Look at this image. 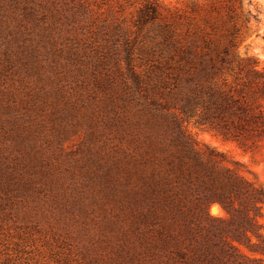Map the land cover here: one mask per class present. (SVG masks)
I'll use <instances>...</instances> for the list:
<instances>
[{"label":"rangeland","instance_id":"374dc122","mask_svg":"<svg viewBox=\"0 0 264 264\" xmlns=\"http://www.w3.org/2000/svg\"><path fill=\"white\" fill-rule=\"evenodd\" d=\"M180 57L264 69V0H0V264L160 263L125 185L144 148L142 87L154 94ZM185 127L264 187V142Z\"/></svg>","mask_w":264,"mask_h":264},{"label":"trees","instance_id":"16d2710c","mask_svg":"<svg viewBox=\"0 0 264 264\" xmlns=\"http://www.w3.org/2000/svg\"><path fill=\"white\" fill-rule=\"evenodd\" d=\"M149 9L146 19L155 17L154 5ZM215 62L180 57L159 74L154 94L142 87L144 148L136 183L125 190L158 233L159 264H264V187L228 167L214 149L199 150L185 127L193 122L226 138L263 143L264 69L234 71L224 58L219 67ZM211 203L226 216L211 215Z\"/></svg>","mask_w":264,"mask_h":264}]
</instances>
